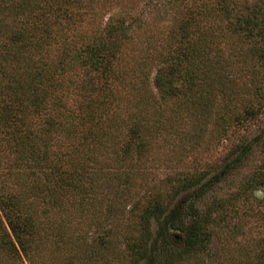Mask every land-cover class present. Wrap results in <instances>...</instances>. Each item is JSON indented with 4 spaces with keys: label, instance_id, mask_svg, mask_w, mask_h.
I'll use <instances>...</instances> for the list:
<instances>
[{
    "label": "trees",
    "instance_id": "1",
    "mask_svg": "<svg viewBox=\"0 0 264 264\" xmlns=\"http://www.w3.org/2000/svg\"><path fill=\"white\" fill-rule=\"evenodd\" d=\"M140 1L0 0V264H176L155 253L175 229L186 255L205 245L206 220L170 207L197 178L141 192L138 164L153 136L264 107V0H164L156 24Z\"/></svg>",
    "mask_w": 264,
    "mask_h": 264
},
{
    "label": "rangeland",
    "instance_id": "2",
    "mask_svg": "<svg viewBox=\"0 0 264 264\" xmlns=\"http://www.w3.org/2000/svg\"><path fill=\"white\" fill-rule=\"evenodd\" d=\"M144 1L137 9L144 7ZM162 1L152 0L161 5L144 10L141 22L169 21ZM124 8L112 5L103 22L124 15ZM210 133L153 136L150 150L139 161L138 176L144 180L141 192L156 187L166 194L171 189L167 179L177 174L194 175L196 181L180 189L170 207L179 203L186 224L191 218H203L209 229L205 245L193 255L181 250L184 232L177 229L167 241L157 240L155 253L164 261L177 253L176 264H264V258L258 256L264 254V107L253 120L234 123L219 136ZM156 227L151 219L152 239ZM139 264L152 263L142 260Z\"/></svg>",
    "mask_w": 264,
    "mask_h": 264
}]
</instances>
